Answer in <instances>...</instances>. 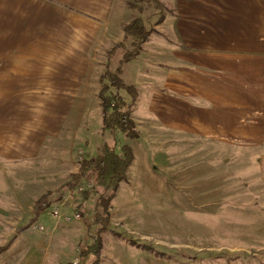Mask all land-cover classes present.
Segmentation results:
<instances>
[{
	"label": "crops",
	"instance_id": "obj_1",
	"mask_svg": "<svg viewBox=\"0 0 264 264\" xmlns=\"http://www.w3.org/2000/svg\"><path fill=\"white\" fill-rule=\"evenodd\" d=\"M168 6V59L158 58L163 47L157 45L146 52L152 35L140 53L143 61L157 57L153 77L162 79L148 81L160 88L150 104L154 118H132L141 138L169 134L163 148L179 151L148 161L139 139L143 164L134 181L127 173L119 191L125 182L135 191L157 174L178 176L182 207L173 213L184 220L166 215V233L207 237L215 245L163 241L168 257L162 259L132 245L138 234L128 230L123 239H108L111 249L124 243L126 253L137 249L146 264H264V0H170ZM122 9L119 0H0V264H45L43 244L27 239L30 222H51L49 209L37 216L35 204L71 171L59 164L46 170L42 155L62 137L73 110L86 109L95 75L109 68L103 59L124 41L114 15ZM82 89L88 91L80 97ZM85 138L87 156L95 155L101 142L92 151ZM118 193L112 219L128 229L127 207L116 208ZM140 236L152 238L148 231ZM176 252L185 257L173 259ZM204 252H225L229 261L204 262Z\"/></svg>",
	"mask_w": 264,
	"mask_h": 264
},
{
	"label": "rangeland",
	"instance_id": "obj_2",
	"mask_svg": "<svg viewBox=\"0 0 264 264\" xmlns=\"http://www.w3.org/2000/svg\"><path fill=\"white\" fill-rule=\"evenodd\" d=\"M119 1L123 3V9L121 10V12L119 11L114 15L120 21H122V27L125 31V25L130 22L135 16H137L138 12L130 7V0ZM169 2L170 0H161L162 8L160 11L154 10L152 8L148 10L149 7H147L148 11L143 15V18L148 24V28L151 29L152 35H150L152 39H149L150 42L146 52L152 53L153 46L156 45L157 47H163L162 52H156L158 58L162 61H166L168 59L169 52L168 34L170 33V31L168 30L167 22H169L170 18L168 16L169 9L165 8V5L169 7ZM160 20H162V24L161 26H158ZM118 45L119 44L115 45L112 50ZM125 53L126 52L124 50L120 49L116 52L115 56L112 57L113 59L110 62V65L109 56L108 61L103 59L102 64H108L109 68L112 71H115L117 68L122 67L121 78L126 84L134 86L136 88L138 98L131 116L136 119L146 120H148L150 116L154 118L153 112L150 109V104L153 99V90L160 88H151V86L148 84V81L156 79L157 83L162 82L160 76H157V78L153 77L152 65L155 63V61H157V57L153 56L150 58H146V60L143 61L142 57L140 59V52L137 56L133 57L130 62H124ZM149 62L150 65L148 64ZM106 69L107 68H102L103 72L95 75L94 80L96 82V88H91V94H93V96L88 93L84 97L86 109H74L71 115V123L68 122L66 124L64 132L62 133V137L56 142H49L44 149V154L42 155L41 160L46 162V170H48L49 168L50 170L48 171H51L52 169L57 168L59 164L60 169L69 170V172L71 171V174L69 176L68 173H63L65 174V176H62L61 184H66L67 182L72 180V177L74 176L73 171H75L76 169L75 167H77L79 171V162L81 160L80 153L83 152L82 157L83 159L86 158L87 148L85 137H89L90 139H92V151L95 149V145H97L96 141H98V143L101 142V145L105 140V136L103 138L102 132L103 115L98 93L101 88V85H99V78L103 73L106 72ZM85 91H88V89H82V91L80 92V97ZM80 114L84 115L82 117V121L79 119L73 120V118H78ZM158 134L159 136L155 139H151L150 137L146 136H143L142 138L140 137V139H143L141 145L145 147V151L143 152H146V159L148 161L156 160L158 163H160L165 158L168 160V156L171 154V152L175 153L179 151V149L170 148V146L163 148L167 144V142L162 143V140H168L167 138L169 134L167 135V137L163 134ZM106 140L111 141V137L109 135H106ZM124 141H126V143L133 148V151L137 155L136 163H134L128 171L129 180L134 181L140 165L143 164L145 153L143 154L139 152L140 145L137 142H140V140L136 141L124 139ZM69 155H71V158L73 159V161H71V165L69 163ZM72 162L74 163L72 164ZM158 163L157 165H159ZM41 165L43 164L41 163ZM73 165L75 167H73ZM162 168H164V164H162ZM48 171H45L46 176L50 174L48 173ZM170 176L171 174H157L154 179L151 180V183H149L148 181V184H145L147 187H139L135 191L134 188H132V184H126L125 182V184L121 188V191H119L118 193L121 197L120 199H118V201H116V208L119 206V203H121L122 206L127 207L126 213L129 217L127 218L125 223L128 229H126L124 226L122 227V225L119 226V223L111 218V222L106 229H103L101 231H99V229L97 230L96 227L90 225L91 219L93 217V215H90L89 213L92 209L91 205L87 204L83 209L81 207L82 200L81 198H78L75 202L73 201V203H66V208L69 209V211H67L69 213H81L83 217L81 221H74L70 224H67L63 221L57 223L50 215L51 222L49 220H41L42 223L39 221L41 225L44 226L45 231L39 230V225H37V223H34L32 225L30 234L27 238L28 243L43 244L44 253L48 254L45 264H70V262H72L79 255V257L82 259V250L88 246L89 242H91V244L93 243L92 239L94 236L101 237L103 245L105 246V251L103 252V256L101 258V264H146V259L145 257H143L144 255H142L141 252L137 251V249L130 250L128 247V251L126 253V247L124 246V243H121L122 248L119 250L111 249V245L114 243L110 244V240L108 239L113 237L123 239L121 234L128 233V230H133L138 234L131 235L133 237H131L132 239L130 238L132 245L138 247L141 245L152 246L157 252H161L163 254L165 253V246L163 244V241L167 242L168 244H186L193 246H203L210 244L215 245L212 239H208L207 237L205 239H202L195 235L187 234L182 238L180 235L177 236L171 233H166V215H173L174 217L182 216L179 214L181 212L173 213L174 210L180 209L182 207V205L178 204L176 201L177 195L179 194L178 187L180 186L181 182H179L178 176L172 177L173 181H171ZM78 182L82 183V181L79 179L76 181L75 185ZM64 184H62V186ZM58 190L59 189L57 188L54 191L48 192H56ZM70 190L71 189L59 193L56 192L51 197L53 205L51 206V208H49L50 213L53 209L61 206V203L59 201L62 199L64 194H68ZM169 192L172 201H170V198L167 195ZM146 209H149L150 211L147 212ZM45 216L48 215L46 214ZM182 218L184 220V216H182ZM53 229H56L57 231L55 230L53 232ZM147 231L149 232V234H151L152 238L150 241L144 242L140 240V235ZM172 255L173 259L176 260H180V256H182L180 252L173 253ZM189 255L191 256L193 254L190 253L188 254V256ZM202 255L205 258L204 262H212V259L215 261L218 260L216 262L224 263L229 261L225 252H204L202 253ZM2 261H4V258L0 259V263ZM82 261L84 260L82 259ZM91 263V259L89 261L83 262V264ZM151 264L153 263L151 262Z\"/></svg>",
	"mask_w": 264,
	"mask_h": 264
},
{
	"label": "trees",
	"instance_id": "obj_3",
	"mask_svg": "<svg viewBox=\"0 0 264 264\" xmlns=\"http://www.w3.org/2000/svg\"><path fill=\"white\" fill-rule=\"evenodd\" d=\"M130 7L136 10L135 16L125 25L124 42L116 46L109 53V65L112 57L120 49L124 50V62L137 56L151 35L143 15L151 8L160 11L161 0H130ZM147 7L149 9L147 10ZM162 20H160V23ZM122 67L112 71L110 68L99 78L101 88L98 96L103 115V138L104 142L96 149V154L88 155L79 162V172L74 174L72 180L64 184L56 192H65L72 189L77 180L92 183L93 186L83 192L79 198L82 200V208L87 204L91 205L90 215H93L90 225L99 231L106 229L111 222L113 213V202L120 189V185L127 179V173L134 161V151L125 140H139L141 132L133 120L131 114L138 98L134 86L128 85L121 78ZM106 135L111 141L106 140ZM87 154V153H86ZM56 192H48L35 204L36 215L48 210L53 205L51 197ZM36 220L30 222V227ZM93 243L82 250V259L86 262L91 259V264H98L103 251L101 237L94 236ZM147 253L154 254L157 258L165 259V254L157 252L154 247L139 246ZM3 249H0V252ZM83 261V262H84Z\"/></svg>",
	"mask_w": 264,
	"mask_h": 264
},
{
	"label": "built area",
	"instance_id": "obj_4",
	"mask_svg": "<svg viewBox=\"0 0 264 264\" xmlns=\"http://www.w3.org/2000/svg\"><path fill=\"white\" fill-rule=\"evenodd\" d=\"M81 155V160H83V152L80 153ZM82 181V180H81ZM93 186L92 183H87L83 182L82 183H77L69 192L68 194H64L62 199L59 201L61 203V206L53 209L50 213L51 217L57 222H65L67 224H70L74 221H81L83 219L82 214L78 212H66V203L68 202H75L79 196L85 192L86 190L90 189ZM38 229L41 231H45V228L43 225L38 226ZM80 254V253H79ZM80 256V255H79ZM76 257L70 264H83V261L80 257Z\"/></svg>",
	"mask_w": 264,
	"mask_h": 264
}]
</instances>
